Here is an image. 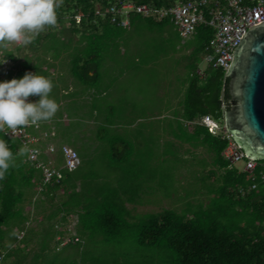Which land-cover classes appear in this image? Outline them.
I'll return each mask as SVG.
<instances>
[{
  "label": "trees",
  "instance_id": "obj_1",
  "mask_svg": "<svg viewBox=\"0 0 264 264\" xmlns=\"http://www.w3.org/2000/svg\"><path fill=\"white\" fill-rule=\"evenodd\" d=\"M123 2L159 7L169 5L173 0H62L57 9L56 54H53L59 59L60 53H64L71 76L83 87L92 89L98 86L102 76L103 54L114 45L122 30L127 28L112 23L111 15L107 13L111 6ZM128 21V27L135 23H144L160 30L171 25L165 20L154 22L134 13L130 14ZM51 32L53 31L39 35L34 43H38ZM76 35L83 46L69 53L71 49H67L74 42ZM191 38L195 39L198 45L186 54L189 60L188 77L183 96L171 111L174 124L170 125V133L173 141L195 148L203 147L209 153V164L213 169L206 172L207 179L218 181V185L210 194L207 193L210 196L208 205L200 204L194 212L188 213L189 215L167 209L143 215L137 221H129L132 217L124 205L120 204L122 201L119 200V193L127 196L129 202H136L139 192L143 191L141 185L136 187L131 184L130 187L116 189L104 186L88 189L84 187L77 191L76 171L80 165L74 170L63 168L60 151L56 154L55 165L61 173V178L42 185V170L37 167L36 162L27 160V155L17 156L20 150L18 142L7 139L0 132V139L8 143L15 157L14 166L0 179L1 264L10 258L13 259L11 264H26L25 260L28 264L62 263L63 258L47 251L46 239L52 236L56 237L55 253L67 246L76 245L80 264H101V260L95 257L96 254L88 246L93 241L95 245L100 240L94 238L96 234L106 245L116 239L128 241L129 234L138 247L163 251L164 257L160 262L150 259L149 263L145 261L142 264H264V186L257 177L255 181L248 179L247 173L240 172L224 157L223 152L229 140L223 132L212 135L198 122L202 116L209 115L214 121L223 124L227 79L222 70L209 65L202 73H198L196 68L199 56L204 53V46L211 38V30L199 26ZM181 39L179 37V40ZM68 41L69 44H66ZM182 46L188 47L187 43ZM5 59L15 58L5 53L0 60ZM18 70L20 77L25 69ZM114 139V143L117 141L116 144H121L122 148L127 146L124 145L123 139ZM116 144L111 147L114 151H117ZM42 159L45 161L46 157L42 155ZM109 159L117 164H122L123 160L119 153H112ZM253 183H256V186L252 189ZM38 186H41L42 190L38 191ZM34 196L35 201H32ZM48 201L55 204L48 214L38 219L40 224H45V228L47 224H51V228L53 224L50 222L55 220L59 226L64 227L70 217H75L76 234L70 236V240L58 248L68 229L58 230L53 225L54 232L46 234L42 230L38 252L28 258L25 247L30 240L29 236H36L41 231H35L26 225L30 220L33 221L30 215L33 212L25 214L23 203H31L36 208L38 204ZM20 234L22 238L18 239ZM75 238L77 241H74ZM117 255L126 258L128 255L132 257L133 254L124 251ZM68 264L77 262L73 260Z\"/></svg>",
  "mask_w": 264,
  "mask_h": 264
},
{
  "label": "rangeland",
  "instance_id": "obj_2",
  "mask_svg": "<svg viewBox=\"0 0 264 264\" xmlns=\"http://www.w3.org/2000/svg\"><path fill=\"white\" fill-rule=\"evenodd\" d=\"M49 31L53 32L38 43L33 42L28 46L19 47L10 45L7 50H0V57L7 53L15 58L12 60L13 68L17 70L28 68L33 74L50 79L53 83L50 98L55 99L56 95V102L59 105L56 113L59 123H56V126L60 128H57L60 130L63 126L81 128L85 136H89L86 138L90 143L88 151H82L84 145L75 144L78 148L76 151H82L86 155L84 165L76 171L78 180L90 184L101 183L108 187L116 185L118 188L130 187L131 184L136 187L141 185L148 198L146 203L127 205L132 217L129 221H137L143 215L167 209L189 215L188 213L194 212L200 204L208 205L210 196L207 193L210 194L218 185V181L212 182L207 179L206 172L213 169L209 164V153L203 147H191L173 141V136L172 139L169 137V134L172 135L170 125H173L172 119L169 118L172 105L182 98L188 77L189 60L186 54L193 51L198 42L191 37L179 40V35L172 25L160 30L153 25L135 23L122 30L114 45L103 54L102 76L98 86L91 89L79 85L78 91L87 90L88 95L75 96L74 92L62 94L57 92V89L55 91L52 71L56 69V56L53 54H56V27L47 29L40 35ZM78 38L77 36L67 49H71L69 53L83 46ZM183 43H187L188 47L183 48ZM66 44H69V41ZM60 55L61 57L57 59V61L62 59L59 63L60 70L69 71L64 53ZM207 67L203 53L199 56L196 68L202 73ZM74 81L78 84L75 79ZM108 88L109 90L104 93ZM66 89L67 87L64 90ZM72 96L76 98V105L63 101L66 97ZM93 106H97V109H93ZM42 132L41 129L40 133ZM99 135L101 139L96 143L95 139ZM50 136L51 134L48 137ZM67 136L73 137V133ZM115 137L123 139L124 145L127 146L124 148L122 145L118 146L116 144L118 142L113 141ZM49 141L50 139L47 140ZM60 141L61 139L56 140V149L63 144ZM66 141L64 144L69 147L67 144L70 143L69 139ZM115 144L118 147L117 151L111 148ZM112 153L122 155V164L110 162ZM108 162L111 164H107ZM234 166L241 169L242 163L238 162ZM35 198L36 196L32 201H35ZM41 198L43 199V196ZM53 204L55 203L48 201L38 204L33 209L29 203H23L25 214L33 212L30 214L33 221L30 220L26 225L35 231H41L39 235L29 236L30 240L25 247L28 258L38 252L42 230L49 234L54 232V226L58 230L68 229L58 248L66 244L70 236L76 234L75 217H70L64 227L59 226L55 220L50 222L54 225L51 228H49L51 224H47V228L45 224H40L38 219L48 214L53 209ZM21 238L20 234L18 239ZM94 238L100 240L95 245L93 241L88 246L96 254L95 257L101 260V264H142L145 261L149 263L150 259L160 262L164 257L163 251L138 247L129 234L128 241L116 239L108 245L102 243L101 237L97 234ZM55 240V236L46 239L49 254L63 258L64 261L60 264H68L73 260L80 264L76 245L67 246L57 254L54 252ZM124 251H130L132 257L128 255L121 258L117 255ZM11 261L9 259L3 264H9ZM25 261L28 264L27 260Z\"/></svg>",
  "mask_w": 264,
  "mask_h": 264
},
{
  "label": "built area",
  "instance_id": "obj_3",
  "mask_svg": "<svg viewBox=\"0 0 264 264\" xmlns=\"http://www.w3.org/2000/svg\"><path fill=\"white\" fill-rule=\"evenodd\" d=\"M107 13L111 15L110 21L121 27L128 26V18L132 13L154 22L168 21L181 38L192 37L199 26L208 27L211 30V38L204 46V60L212 68L226 73L243 34L252 26L264 22V0H173L169 5L159 7L123 2L111 6ZM12 79L19 78L11 60H0V83ZM29 102H32L31 97ZM198 122L212 135L223 132L229 140L223 152L224 157L234 165L241 162L239 171L247 173L251 181H255L257 177L264 186V159L249 158L226 133L223 124L214 121L209 115L202 116ZM39 126L40 123L21 128L14 135L2 133L7 139L16 140L20 148L26 146L32 150L26 154L27 160L36 162L37 167L42 170V185H46L60 179L61 173L56 169L55 157H52V154L56 153L54 147L50 145L46 151L41 149L46 134H36L40 130ZM59 151L63 158V168L74 170L80 165L79 156L73 149L62 146ZM42 155L46 157L45 161ZM255 186L256 183H253L251 188ZM37 190H42V187L38 186ZM74 241H77V238Z\"/></svg>",
  "mask_w": 264,
  "mask_h": 264
},
{
  "label": "clouds",
  "instance_id": "obj_4",
  "mask_svg": "<svg viewBox=\"0 0 264 264\" xmlns=\"http://www.w3.org/2000/svg\"><path fill=\"white\" fill-rule=\"evenodd\" d=\"M61 3L62 0H0V50H7L10 45L28 46L41 33L55 28ZM13 69L19 79L0 83V132L14 135L21 128L39 123L41 130V122L50 121L59 110L58 103L50 98L53 83L40 74L28 73L19 77L17 69ZM34 96L40 97L38 102L34 101ZM30 97L33 103L29 102ZM40 130L36 134L39 135ZM50 145H46V150ZM62 146L57 149L53 146L57 150L55 154ZM30 151L26 146L21 147L16 155L24 156ZM14 160L8 143L0 139V179L14 166Z\"/></svg>",
  "mask_w": 264,
  "mask_h": 264
},
{
  "label": "water",
  "instance_id": "obj_5",
  "mask_svg": "<svg viewBox=\"0 0 264 264\" xmlns=\"http://www.w3.org/2000/svg\"><path fill=\"white\" fill-rule=\"evenodd\" d=\"M224 76V129L249 158L264 159V22L243 34Z\"/></svg>",
  "mask_w": 264,
  "mask_h": 264
},
{
  "label": "crops",
  "instance_id": "obj_6",
  "mask_svg": "<svg viewBox=\"0 0 264 264\" xmlns=\"http://www.w3.org/2000/svg\"><path fill=\"white\" fill-rule=\"evenodd\" d=\"M59 63L60 62L57 61V59H56V69L54 68V71H52V75H53L52 79H53V81L55 83V87H54L55 88V91L57 89V92H61L62 94L66 93V92H74L75 96L88 95V94H86L87 93V90L78 91L80 84L79 83L77 84L74 81V78L71 76V74H70L69 71H61L60 70V67H59ZM28 73H32V70H29L28 68H26L23 71V74H21V75L25 76ZM64 87L65 88L67 87V89L64 90L65 89ZM75 89H76V91H75ZM108 90H109V88L106 89V90H104V93H106ZM81 92H83V93H81ZM77 93H81V94H77ZM75 96H72L70 98H67L66 97V99H64L63 101L65 103H67V104H70V105H76V102L77 101H76ZM54 98H55V101H56V95H55ZM39 99H40V97L34 96V101L35 102H38ZM175 106H176V101H175V105L174 104L172 105V109L175 108ZM93 109L96 110L97 109V106H93ZM94 114H95V111L93 112V115ZM169 118L172 119L171 114H170V117ZM58 121L59 120L56 119V115H55V117L53 119H51L50 121L41 122V129H42V131L45 134H47L48 136H49V134H51L50 138L47 137V138H45L42 141V143H41L42 150L43 151H46V145H47L46 142H47L48 139H50V141L47 142V143L48 144H52V146H54V147H56V140L61 139L60 143H63L64 144V142H67L66 140L69 139L70 143L68 142L67 144L70 145L69 147L72 146L73 147V148L71 147L72 149H74V146H75V149H74L75 151H76L77 145H81V146L84 145L85 148L82 151H84V150L85 151H88L90 143L87 141L86 138L89 137V136L88 135L85 136L84 131L80 130L81 128L76 129L75 127H72V126H63V129L60 130L59 129L60 126H56V123H59ZM172 121H173V119H172ZM173 124H174V121H173ZM57 127H59V128H57ZM45 131H48V132H45ZM71 133H73V137L67 136L68 134H71ZM169 137H170V139H172V135L169 134ZM99 139H101L100 135L97 137V139H95L96 143H98V140ZM113 140L115 141V139H113ZM63 144H60L59 147L62 146ZM75 144H77V145H75ZM119 145H121V144H119ZM117 148L118 147H116V149ZM77 150H78V148H77ZM82 151H76L77 154H78V156H79V158H80V161H81V164L78 167V169H80V167L84 165L83 161L85 160V156L86 155L84 153H82ZM55 157H56V155H55ZM75 184H76L75 186H76V190L77 191H79L81 188L84 189V187H85V189H88V188H91V187H95V186L108 187L107 185L101 184V183H98V184H95V183L94 184H90V183H87V181L80 182L77 178L75 180ZM111 186L112 187H110V188H112V189L118 188L116 185H111ZM145 193L146 192H144V190L142 192H139V195L136 197V202H129L127 196L122 195L121 193H119V200L122 201V202H120V204L124 205V207L128 210L127 205H135V204L146 203V201H147L146 198H148V195L145 194ZM29 204L31 206H33L31 203H29ZM33 209H34V206H33ZM36 235H39V234H36ZM10 259L12 261L9 264H11L13 262V259L12 258H10Z\"/></svg>",
  "mask_w": 264,
  "mask_h": 264
}]
</instances>
